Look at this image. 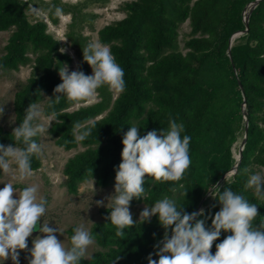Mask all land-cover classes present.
<instances>
[{"label":"trees","instance_id":"1","mask_svg":"<svg viewBox=\"0 0 264 264\" xmlns=\"http://www.w3.org/2000/svg\"><path fill=\"white\" fill-rule=\"evenodd\" d=\"M254 1H126L121 6L125 17L98 32L99 43L111 50L124 71L125 90L114 98L112 89L104 85L96 90L99 101L71 110L88 98L73 101L61 95L58 103L48 106L54 88L62 83L59 69L71 65L73 59L61 51V43L48 32L43 20H31V5L41 4L35 0H0V33L12 32L0 55V74L32 66L30 77L14 95L15 127L22 123L31 103L45 101L47 116L56 111L58 119L49 129L55 145L65 151L83 148L69 158L64 169L67 193L76 195L79 186L89 180L101 188L115 182L122 162L123 135L131 126H137L143 136L154 129L167 131L170 119L175 120L184 125L181 137H191L189 169L180 181L160 182L146 177L144 198H134L130 207L140 203L154 206L168 197L177 207L192 213L202 203L205 215L210 217L205 221L208 228L211 217L222 207L211 194L219 185L221 192L228 187L257 204L259 216L254 224H259L264 221V200L245 185L250 175L264 169V0L250 15L249 32L230 46L231 39L246 30L245 11ZM43 9L48 10L53 25L58 24L57 9L72 14L66 38L76 51L77 69L90 75L92 68L83 59V49L92 42L83 34L85 23L78 8L53 0ZM188 21L191 31L184 52L180 28ZM245 113L246 142L236 172L231 174L241 149L236 146H242L245 137ZM85 132L89 135L78 139ZM33 139L39 142V136ZM0 144L24 147L15 142L13 130L2 127ZM41 167V158L33 155L32 172ZM3 173L0 170V179ZM110 212L111 207L99 210V221L89 231L98 251L80 264H148L150 253L152 259H159L154 245L162 241L165 230L158 214L150 223L137 220L125 229L121 239L108 219ZM73 230L68 231L69 248ZM228 235L231 232L221 231L210 250L212 254L215 245Z\"/></svg>","mask_w":264,"mask_h":264},{"label":"clouds","instance_id":"2","mask_svg":"<svg viewBox=\"0 0 264 264\" xmlns=\"http://www.w3.org/2000/svg\"><path fill=\"white\" fill-rule=\"evenodd\" d=\"M83 59L91 66L93 74L85 75L79 69L69 72L67 65L60 68L62 83L54 88V98H49V107L58 103L61 95L73 101L91 98L104 85L116 92L125 90L124 71L107 46L89 43L83 49ZM3 111L4 108H0V113ZM25 113L22 123L13 129L15 142L22 143L24 147L0 144V170L5 174H11L12 164H15L21 177L32 175L31 157L41 152L40 145L33 138L48 130L51 122L58 119L53 110L48 116L46 129L44 125L34 123L42 117L39 105L29 104ZM183 131V124L170 119L167 131L154 129L140 136L138 127L131 126L124 133L122 162L116 170L115 198L108 216L116 228V236L123 239L125 229L137 223L133 220L130 202L134 198H144L146 177L160 182L184 178L191 165V137H181ZM87 135L89 132L78 139L83 140ZM215 186L217 191L211 194L222 207L211 217V227L208 228L205 221L210 217L205 215L203 208L188 213L168 197L157 201L154 206L144 207L139 214V222L150 223L151 218L158 214L165 230L162 241L154 245L159 259H152L153 254L150 253L148 264H264V221L254 224L259 216L257 204L250 203L228 187L221 192L219 185ZM245 188L253 189L255 195L264 200V176L250 175ZM14 193L17 198H14ZM95 203L104 205L103 200ZM46 205L47 201L42 197L38 202V185L25 187L19 193L11 183H5L0 189V264L9 257L13 264H20L18 250L30 252L29 264H80L82 259L88 258V248L94 242L89 231L83 226L77 227L71 237V247L66 248L56 236L61 232L58 228L49 227L48 223L39 224ZM34 230L44 235L33 239V246L28 249L27 238ZM222 230L231 232V235L216 244V252L212 254L210 250Z\"/></svg>","mask_w":264,"mask_h":264},{"label":"rangeland","instance_id":"3","mask_svg":"<svg viewBox=\"0 0 264 264\" xmlns=\"http://www.w3.org/2000/svg\"><path fill=\"white\" fill-rule=\"evenodd\" d=\"M40 3L41 6L31 5L33 12H30L31 20L39 18L43 20L48 27V32L57 39L64 49V53H68L73 63L67 65L69 72L77 70L78 57L76 51L72 48L66 38L67 26L71 21L72 14L68 12L57 11L58 24L53 25L49 21L48 10L43 9L46 4H51L53 0H35ZM59 4L74 5L78 8L82 15V21L84 24L83 34L91 38V42L99 43L98 32L114 22L121 21L125 17V12L121 9V6L130 0H58ZM34 7V8H33ZM88 23V24H86ZM191 27L189 21L186 22L180 28V46L184 49L185 41L188 39ZM12 32L0 33V55L4 52L9 37ZM101 45V44H100ZM32 66H21L18 71H7L0 74V108H4L3 114L0 113V127L6 130H13L15 128V113L13 109V100L15 92L21 88V86L30 77ZM93 74L91 71L90 75ZM114 98H117L119 92L112 90ZM99 101L97 92L84 103H79L71 108V110L77 109L82 105L94 104ZM45 101L38 103L42 109V117L40 120L35 121V124H42L47 129L48 116L44 113ZM50 129V127H49ZM49 129L43 133H40L38 144L41 147V152L38 156L42 160V167L36 172H32L31 176L21 177L18 168L15 164H12L11 174L3 173L0 179V189L5 186V183L13 184L17 193L23 188L38 185V202L42 197L47 201L46 212L41 217L40 225L43 223L49 225V227L58 228L61 232H57L56 236L66 248H69L68 231L70 229H76L83 226L85 230L90 231L91 226L99 221V210L112 207L114 203L115 182L109 187L101 188L95 185L93 180H89L79 186L76 195L67 193L65 188V176L64 169L69 158L76 153L83 150L81 146L72 151H65L55 145V139L50 135ZM237 147L241 148V143ZM10 163H12L10 161ZM257 174L264 176V169H261ZM14 198H17V194L14 193ZM97 200H103V206H97L95 203ZM147 206L144 203L137 204L135 207H130L132 217L134 221L139 220V214ZM39 227V225H38ZM73 230V231H74ZM75 234V232H74ZM44 234L38 230H34L32 235L27 238L28 249H31L32 241L37 236L43 237ZM20 252L19 261L20 264H29L30 252L27 250H18ZM98 251L95 243L89 246L87 256L89 259L94 252ZM3 264H13L11 258L3 262Z\"/></svg>","mask_w":264,"mask_h":264},{"label":"water","instance_id":"4","mask_svg":"<svg viewBox=\"0 0 264 264\" xmlns=\"http://www.w3.org/2000/svg\"><path fill=\"white\" fill-rule=\"evenodd\" d=\"M260 1H261V0H255L254 2L250 3L249 6L247 7V9H246V11H245V17H244V21H245V23H246V27H247V28H246V30H245L243 33H239V34L235 35V36L231 39V44H230L231 47H232V45H233V43H234V41H235L236 38H238L240 35H242V34H244V33L247 34V33L249 32V18H250V15H251L253 9L259 4ZM245 119H246L245 137H244V140H243V142H242V146H241L240 152H239V154H238V156H237V163H236L235 167L233 168V171L231 172V174H234V173L236 172L238 162H239V160H240V158H241V152H242V150H243V146H244V144H245V142H246V141H245V138H246L247 130H248V120H247V114H246V113H245ZM225 177H226V176H225ZM225 177L219 182L220 185L224 182L223 180L225 179ZM228 177H229V176H228ZM202 206H203V204L201 203L200 206H199V208H198V210L201 209V208H203ZM198 210H197V211H198ZM169 238H170V237H169Z\"/></svg>","mask_w":264,"mask_h":264}]
</instances>
